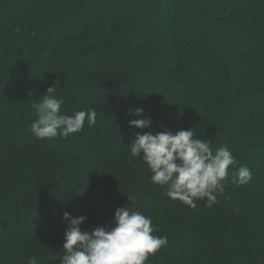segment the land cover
<instances>
[{"label":"trees","instance_id":"16d2710c","mask_svg":"<svg viewBox=\"0 0 264 264\" xmlns=\"http://www.w3.org/2000/svg\"><path fill=\"white\" fill-rule=\"evenodd\" d=\"M0 264H264V0H0Z\"/></svg>","mask_w":264,"mask_h":264},{"label":"rangeland","instance_id":"374dc122","mask_svg":"<svg viewBox=\"0 0 264 264\" xmlns=\"http://www.w3.org/2000/svg\"><path fill=\"white\" fill-rule=\"evenodd\" d=\"M153 2L156 6H160L162 4L163 0H153ZM107 8H110V7L107 5Z\"/></svg>","mask_w":264,"mask_h":264}]
</instances>
